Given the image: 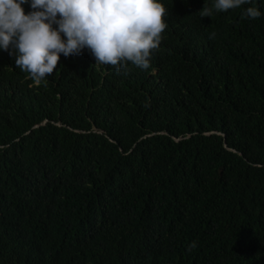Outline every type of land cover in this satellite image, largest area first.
Returning <instances> with one entry per match:
<instances>
[{"label":"trees","instance_id":"1","mask_svg":"<svg viewBox=\"0 0 264 264\" xmlns=\"http://www.w3.org/2000/svg\"><path fill=\"white\" fill-rule=\"evenodd\" d=\"M158 2L147 67L0 49V264H264V0Z\"/></svg>","mask_w":264,"mask_h":264},{"label":"clouds","instance_id":"2","mask_svg":"<svg viewBox=\"0 0 264 264\" xmlns=\"http://www.w3.org/2000/svg\"><path fill=\"white\" fill-rule=\"evenodd\" d=\"M27 0H0V49L15 56L16 66L44 80L56 69L60 54L80 55L85 47L96 63L126 69L128 62L147 67L150 51L165 30V8L158 0H31L35 11L25 14ZM252 0H215L199 11L241 7ZM59 15V19L57 16ZM259 9L247 7L242 18L257 19ZM57 25L54 29L53 25ZM64 34L66 40L61 38ZM215 33L210 34V39ZM196 241L188 245L191 252Z\"/></svg>","mask_w":264,"mask_h":264}]
</instances>
